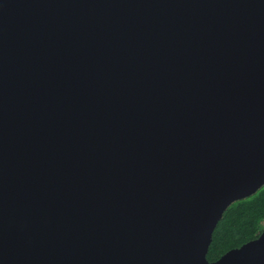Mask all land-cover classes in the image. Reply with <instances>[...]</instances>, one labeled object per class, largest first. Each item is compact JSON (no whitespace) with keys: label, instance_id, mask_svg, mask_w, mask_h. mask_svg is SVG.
<instances>
[{"label":"water","instance_id":"water-1","mask_svg":"<svg viewBox=\"0 0 264 264\" xmlns=\"http://www.w3.org/2000/svg\"><path fill=\"white\" fill-rule=\"evenodd\" d=\"M263 187L264 0H0V264H264Z\"/></svg>","mask_w":264,"mask_h":264},{"label":"trees","instance_id":"trees-1","mask_svg":"<svg viewBox=\"0 0 264 264\" xmlns=\"http://www.w3.org/2000/svg\"><path fill=\"white\" fill-rule=\"evenodd\" d=\"M264 227V187L234 203L218 223L207 258L217 261L228 251L255 239Z\"/></svg>","mask_w":264,"mask_h":264},{"label":"snow or ice","instance_id":"snow-or-ice-1","mask_svg":"<svg viewBox=\"0 0 264 264\" xmlns=\"http://www.w3.org/2000/svg\"><path fill=\"white\" fill-rule=\"evenodd\" d=\"M261 243H264V237L256 240L253 245H258V244H261ZM245 249H247V248H245ZM245 249L244 250H237L235 253H239L241 256H243L245 254Z\"/></svg>","mask_w":264,"mask_h":264}]
</instances>
